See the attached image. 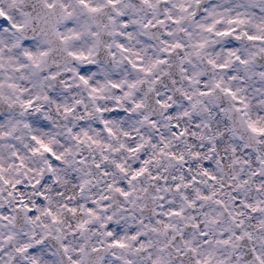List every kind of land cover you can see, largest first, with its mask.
Segmentation results:
<instances>
[{
	"label": "clouds",
	"instance_id": "obj_1",
	"mask_svg": "<svg viewBox=\"0 0 264 264\" xmlns=\"http://www.w3.org/2000/svg\"><path fill=\"white\" fill-rule=\"evenodd\" d=\"M0 13V264H264V0Z\"/></svg>",
	"mask_w": 264,
	"mask_h": 264
},
{
	"label": "snow or ice",
	"instance_id": "obj_2",
	"mask_svg": "<svg viewBox=\"0 0 264 264\" xmlns=\"http://www.w3.org/2000/svg\"><path fill=\"white\" fill-rule=\"evenodd\" d=\"M0 15H3V13H0ZM222 34H225L226 35L227 33H222Z\"/></svg>",
	"mask_w": 264,
	"mask_h": 264
}]
</instances>
